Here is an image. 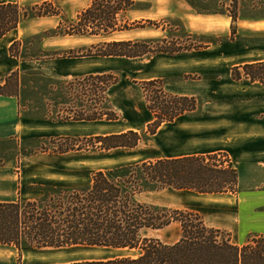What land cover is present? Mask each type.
Here are the masks:
<instances>
[{
  "label": "rangeland",
  "instance_id": "rangeland-1",
  "mask_svg": "<svg viewBox=\"0 0 264 264\" xmlns=\"http://www.w3.org/2000/svg\"><path fill=\"white\" fill-rule=\"evenodd\" d=\"M89 1L20 0L21 8L30 14L26 19L29 21L24 22V28L27 27L34 35H29L22 41V49L21 43L18 42L13 54L17 56L21 53L26 60L82 58L65 56L69 50L102 42L108 37L51 38L52 36L48 37L44 32L51 33L58 21L64 23L74 21L76 15ZM240 1L241 15L264 14V0ZM43 2L53 3V8H57L61 16H33L30 8ZM138 2L140 3L135 10L139 11L131 12L129 18H138L135 21L143 28L116 34L113 38L153 39L156 41L152 44L154 47L169 46L173 49V45L176 44L183 50L171 55L155 53L136 57L137 59L118 57L106 59L102 62L103 70L116 78V83L110 85L106 91L103 88L108 82L107 78L78 82L86 77L84 76L58 84L36 73L24 72V117L54 123L53 125L57 127L54 130L48 129V132L59 135L46 136L43 139H24V144L20 145L15 141H0V199H15L17 187L25 193L29 189L46 184L56 186L87 184L93 172L137 163L140 161L139 158L148 156L159 158L212 152L220 153L224 160L234 161L235 154L230 153L232 147L229 142L238 137L240 132L244 134V127L246 128L247 124L264 122V85L257 82H236L232 79L234 67L264 60V22H255L261 19H238L236 34L232 35L229 17L224 14L207 13L223 11L224 8L220 7V4H227L229 0H194L191 3L188 0ZM147 10L150 13H141ZM144 15L151 17L146 18ZM147 21L155 25L148 24ZM161 40L166 42L162 43ZM158 73H166L169 76L155 80L140 78ZM12 75L7 90L15 92L18 88L17 83L16 85L14 83L16 74ZM176 79L186 81L198 91L196 97L192 96L197 104L194 111L185 113L174 124H165L157 137L150 139L148 145H141L134 151L100 150L99 143L95 145L96 147H91L87 141L91 137L129 130L143 132L147 124L153 120V115L147 107V91L144 84L148 81H158L160 82L158 85L165 93L174 95L164 89V83ZM108 108L116 113V120H72L76 114L103 113ZM235 117L237 121L233 119ZM59 124L68 126L65 129L64 126H58ZM167 136L174 137L172 145L158 139ZM58 146L72 150L59 153L56 149ZM120 156L130 160H121ZM132 157L135 159L131 160ZM37 192L40 193L39 190ZM197 194L189 190L167 189L145 194L140 198L148 204L170 210L199 213L208 226L229 230L225 225L235 198L231 202L205 203L192 199L199 197ZM178 232L177 224L154 234L172 242L177 238ZM247 237L246 231L232 234L234 242L242 243ZM179 239L180 237L177 241ZM128 251L93 247L18 251L14 247L0 246V264H69L136 253Z\"/></svg>",
  "mask_w": 264,
  "mask_h": 264
},
{
  "label": "trees",
  "instance_id": "trees-1",
  "mask_svg": "<svg viewBox=\"0 0 264 264\" xmlns=\"http://www.w3.org/2000/svg\"><path fill=\"white\" fill-rule=\"evenodd\" d=\"M188 1L191 3L194 0ZM240 2L229 0L227 4H220L223 11L207 13L229 17L231 34L235 35L238 19H264V14L241 15ZM53 5L51 2H43L32 6L30 10L36 17H60L61 13ZM138 5L135 0H90L74 21H59L51 33L47 31L44 34L48 37L98 38L143 28L138 21L131 23L126 18V14ZM29 17L30 14L15 0L0 4V39ZM147 23L155 25L151 21ZM154 42L153 39L104 40L69 50L65 57L136 58L155 53L171 55L183 50L176 44L173 49L169 46L154 47ZM17 45L18 42L10 46V53H14ZM106 78L108 82L103 88L106 91L116 83V78L109 74L88 75L78 82ZM232 79L264 85V61L234 67ZM8 82L0 86V96L14 93L7 90ZM14 83L16 85V78ZM158 84V81L144 84L147 107L153 120L143 132L129 130L91 137L87 139L91 147L99 143L98 148L105 151L134 149L152 137L162 124L173 122L181 115L195 110V98L167 94ZM101 119L112 121L117 116L108 108L103 113H81L72 118L75 121ZM56 149L59 153L72 150L61 146ZM223 158L220 153H214L147 160L98 170L91 174L87 184H46L29 189L39 190L40 196L0 202V246L14 247L18 251L93 247L136 252L133 255L69 264H264L263 236L252 235L244 244H234L230 233L206 226L199 213L170 210L139 200L143 193L166 189L189 190L198 194L235 193L237 170L229 160ZM174 222L179 223L181 229L180 239L175 243L169 244L148 234L149 231L162 230Z\"/></svg>",
  "mask_w": 264,
  "mask_h": 264
},
{
  "label": "crops",
  "instance_id": "crops-1",
  "mask_svg": "<svg viewBox=\"0 0 264 264\" xmlns=\"http://www.w3.org/2000/svg\"><path fill=\"white\" fill-rule=\"evenodd\" d=\"M10 0H0V4L8 3ZM50 1V0H49ZM143 1V0H135ZM15 2L20 6V0H15ZM150 2V1H149ZM90 3V1H89ZM88 3V4H89ZM140 3V2H138ZM87 4V5H88ZM87 7V6H86ZM139 10H130L126 14V18L129 21H135L138 18H129V14L131 12H137ZM141 13H150L147 11H143ZM144 17L149 18L151 16L144 15ZM29 20H22L18 27L8 34H6L3 38L0 39V86L6 84V81L12 74H16L17 79V89L14 93H10V95L0 96V141H15L16 143L24 144V139H34L39 138L43 139L46 136H55L59 135L58 133H50L48 129L54 130L56 125L52 123H46L43 119H34L30 117H24V72L30 71L31 73H36L38 76L45 77L48 81L53 83H61L65 81H70L74 79H78L88 75L100 76L106 74L107 71H104L102 68V62L109 58H100V57H82V58H53V59H30L26 60L21 56V53L15 56L10 53V46L16 42H20L22 49V41L25 38L34 35L32 32L28 31V28H24V22ZM258 23H263L264 19L259 21H255ZM59 21L56 25H58ZM190 24V21H189ZM131 31L138 30H129L122 32H115L111 36L108 37L107 40H127V39H114V35L123 34ZM53 38V37H51ZM119 58V57H118ZM126 59H137V58H126ZM264 60H259L255 62H260ZM253 63V62H247ZM172 75L171 73H169ZM169 75L166 73H158L157 75L152 76H141L143 80H155V79H163L168 77ZM8 84V85H9ZM56 89V88H54ZM164 89L167 92H170L174 95L184 96V97H196L198 91L194 88L193 85L188 84L186 81L181 79L170 80L169 82L164 83ZM184 115V114H183ZM176 118L173 122L164 123L160 126L157 132L150 137L148 140L141 142L136 148L130 149V151H134L139 148L141 145H148L150 143V139L157 137L160 129L165 124H174L179 118ZM235 121L238 119L233 118ZM245 119V118H244ZM243 119V120H244ZM233 120L231 119V122ZM148 123V122H147ZM145 123V124H147ZM59 124L58 126H60ZM72 125V124H70ZM64 126L65 129L66 125ZM146 126V125H145ZM231 126V125H230ZM232 127V126H231ZM231 130V129H230ZM244 134H241L231 142L229 145L231 148L230 153L232 152L234 155V161L230 160L233 166L236 168L238 173V183L235 193H221V194H200V195H212L215 198L225 199L220 202H231L233 198V207H231L228 213V222L225 226L228 227L229 230L221 229L219 227H212L215 229H220L227 231L230 233L231 240L234 244H244L248 238L252 235L263 236L264 237V122H256L250 123L244 127ZM136 131V130H133ZM232 131V130H231ZM230 131V132H231ZM64 134V133H63ZM166 137V136H165ZM158 137L159 141L165 140V143H169V145L173 143L174 137L167 136ZM157 141V142H159ZM234 147V149H233ZM261 148V149H260ZM152 153V151H150ZM148 152V153H150ZM206 154H214L210 153H202V154H182L175 156H167V157H159V158H149L142 154L143 157L139 158L140 161L147 160H157V159H172L179 158L185 156H194V155H206ZM136 156V153L134 154ZM133 155V156H134ZM140 155V154H138ZM121 160H130L126 157L123 159V156H120ZM135 159L132 157L131 160ZM126 165V164H125ZM124 166V165H123ZM167 190V189H166ZM173 190V189H172ZM174 191H184V190H174ZM157 192H147L143 193L139 196V200H141V196L145 194H152ZM40 196L37 190H27L25 193L17 187L16 190V198L15 199H7L1 201H16L20 199H34ZM180 196V195H179ZM233 196V197H232ZM181 197H183L181 195ZM146 203V202H145ZM179 227L178 235L175 240L172 242H168L160 238L159 235H155L154 233H158L163 231L164 229H169L172 226ZM162 230L157 231H149L148 234L161 239L166 243H175L177 239L181 236L180 225L177 222L171 223L168 227ZM246 231V235L248 237L241 242H234L232 238L233 233H242ZM84 248V247H81ZM90 248V247H86ZM128 251V250H127ZM132 251H128L130 253Z\"/></svg>",
  "mask_w": 264,
  "mask_h": 264
},
{
  "label": "bare ground",
  "instance_id": "bare-ground-1",
  "mask_svg": "<svg viewBox=\"0 0 264 264\" xmlns=\"http://www.w3.org/2000/svg\"><path fill=\"white\" fill-rule=\"evenodd\" d=\"M197 195L199 197L192 198V199H194L197 202L215 203V202H220L221 200H225V199L215 198V197H211V196L204 197L203 195L201 196L200 194H197ZM225 201H228V200H225ZM105 249H107V248H105Z\"/></svg>",
  "mask_w": 264,
  "mask_h": 264
}]
</instances>
